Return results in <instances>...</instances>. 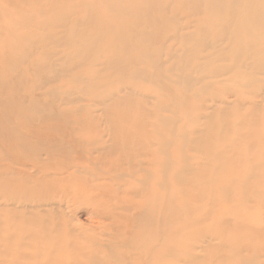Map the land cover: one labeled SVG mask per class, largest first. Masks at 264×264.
<instances>
[{
  "label": "bare ground",
  "instance_id": "obj_1",
  "mask_svg": "<svg viewBox=\"0 0 264 264\" xmlns=\"http://www.w3.org/2000/svg\"><path fill=\"white\" fill-rule=\"evenodd\" d=\"M61 2L65 5L61 9L76 11L70 12L75 17L55 10L42 13L51 29L27 49V58L31 61L46 48L40 63L36 55L39 67L68 65L69 73L86 69L75 72L82 83L59 93L55 102L50 97L51 106L32 101L43 117L24 119L18 113L25 124L10 130L19 139L11 137L16 140L8 147L16 153L9 155L19 165L29 161L38 177L32 188L22 191V186L16 195L35 203L34 210L44 208V214L62 209L64 199L83 204L92 215L110 222L108 230L125 234L128 244L133 238L140 246L138 257L132 259L137 264H247L264 259V222L243 213L248 202L251 206L264 200V0ZM36 5L44 4L39 0ZM41 15L33 12L29 21ZM19 31L23 36L29 29ZM70 34L77 38L66 42ZM17 54L13 56L21 58ZM27 77L16 81L23 84ZM36 85L28 91L30 97ZM6 90L1 89V95L17 101L13 104L23 103L19 89L13 95V90ZM74 104L82 106V113L69 110L71 116H64L63 106ZM12 107L5 106L6 111ZM216 120L220 133L211 130ZM207 130L210 136L203 135ZM233 133L235 139L221 147L222 135ZM254 149L262 154L252 159L248 151ZM198 153L202 157L195 156ZM5 167L10 170L0 168ZM246 198L251 205L244 203ZM253 208L257 209L253 215L259 214L260 206ZM52 222V229L43 222L42 233L49 231L46 237L56 227L61 229ZM105 245L101 242L105 252L113 250ZM60 259L72 262L78 257ZM89 259L95 264L116 260L100 250ZM126 261L119 263L129 264Z\"/></svg>",
  "mask_w": 264,
  "mask_h": 264
},
{
  "label": "rangeland",
  "instance_id": "obj_2",
  "mask_svg": "<svg viewBox=\"0 0 264 264\" xmlns=\"http://www.w3.org/2000/svg\"><path fill=\"white\" fill-rule=\"evenodd\" d=\"M1 1H0L1 2L0 3V13L3 11V15L1 13L0 17L3 16L2 17V19H3L4 13H7V14H5L6 16L3 20H1V18H0V38H2L1 35H3V33H6V35L4 34L3 38L0 39L1 40L0 41V51H1L0 52V72H1L0 73V95H1V89H2V91H3V89L6 90V87H7V90L9 89V91H8L9 93H10V90L14 91V92L11 91V93H10L11 95H13L14 93L16 94L17 90L19 89L17 94L19 96H20V93H21V95L23 94L22 97H20V98L21 99L24 98V100H23V103L20 101L17 104H15L17 101H15L14 99L9 101L6 98V94H4L3 92H2L3 94L0 96V100L3 103V104L1 103L0 114L3 115L1 117L2 118L4 117V120L6 119L4 121V120H1V118H0V121H1L0 122V129L3 130L2 132L0 131V138H1L0 139V167L1 166L2 167H4V166L10 167V170L8 169V167L7 168L5 167L4 169L0 168V170H1L0 171V264H95V263H90L89 257H90V254L92 252H95L96 250L97 251L100 250L101 252L103 251L105 253V255L107 254L110 257L116 259L115 261H112L110 263L108 262L109 264H121L119 262H122L124 258L127 260L125 263L137 264L136 261L138 262V260L132 261V259L134 260L135 259L134 257L136 255L138 257V253H140V251H139L140 246L135 243L133 238L130 239V242L132 245H130V243L128 244L126 241V237L124 236L125 234L120 233L119 231L113 230V229L108 230V228H109L108 225L110 222H105L104 220H101L99 217H96L97 215H92L90 210L86 206H84L83 204L74 201L72 198H69L67 200L64 199L62 209L57 210V211H52L48 214H44L46 212V211L43 212L44 208H42V209L37 208L38 210L37 209L34 210L33 207H36L35 203H27L28 201L26 202L25 198H20V193H19V195H16V194H18L19 191H21L20 188H22V186H25L24 187L25 189L22 188L23 189L22 191L28 190V188H32L34 186L33 182L38 177V174L34 170V168L30 169L33 166L29 163V161L24 162L21 165H19L17 163H13V160L11 158L12 154L9 155V153L14 152L15 149L14 148L10 149L8 147V145L13 144L16 140V139H14V140L12 139V138H15L14 136H16L15 132H12L10 130L15 128L16 125L20 126V125L25 124V121L20 120L21 116H17L18 113L21 114L22 116H24V119H27V117L31 118V116H32V118L43 117V115H41L42 114L41 112L38 111L39 113H37V109L34 110L35 108H32V104L34 101H39V103H41L43 106L49 107V105L51 106V103L53 101L54 102L56 101V97L59 95V93L72 90L76 85H79L80 83H82V80L75 78V75L78 73L79 69L74 70L70 73H69L70 70L69 71L65 70L66 68H69L68 65L64 66L63 69H60V67H58V66L53 67L54 72H53V68L52 69L51 68L43 69L42 67H39L40 61L43 60V58H44L46 48L44 50L41 49L42 51L39 50V52L32 57L34 59V61L32 58H31V61H30V59L27 58V56H28V50L27 49H29V47L32 45L33 42L40 40L42 37H46V35L49 34V29H51V25H48L50 22L45 17H43V14L46 12H51V11L55 10L58 12L61 11L63 14H68L70 16L72 14L70 12H76L75 10L61 9L63 6H65L61 2V0H42L44 5H36L39 0H23V1L20 0V3H19V0L18 1L17 0H10V3L13 5L12 7H11L9 2L7 3V1H9V0H1ZM6 3L9 4L8 6L10 7V9H7L8 7H7ZM13 3H15V5ZM17 6L20 9L16 8ZM29 7H30V9H29ZM10 11L13 14H11ZM33 12L38 14V15H41L43 13L41 15L42 17L38 16L40 19H38L35 22L29 21V18L33 15ZM71 16H74V15H71ZM75 19L76 18H72V20H75ZM11 24H12V26H11ZM31 28L33 29L34 32L38 31V33L37 32L36 33L31 32L32 31ZM21 29L24 30V32L26 31V29H29V31L30 30L31 31L30 32L26 31L22 36L20 33H22L23 31H19ZM52 29L55 30L57 28H52ZM39 30H40V32H39ZM57 30H56L57 32L52 31V33L53 32L59 33L61 31H63L62 29H57ZM45 32H48V33L45 34ZM33 33L36 34V36ZM10 36H11V38H9ZM12 36H13V38H12ZM35 37H37L38 39H36ZM67 37L68 38H66V42L67 41L70 42V41H72V39L77 38L76 36H72L71 34L68 35ZM8 38H9V40L10 39L11 40L10 41L8 40L6 42L5 39L7 40ZM4 42L7 44L9 43L8 44L9 46L6 44L7 46L5 47ZM11 42L14 43V46ZM43 43L45 45H50L46 41H44ZM12 47H13V49H12ZM18 48L20 49V51L18 50ZM23 48H24V50H23ZM16 49L20 52L18 54H19V56H21V58L23 57L22 59L20 57H16V56L14 57L13 56V55H15V53L17 54V52H15V51H17ZM11 50H13V51H11ZM23 51H24V53L26 52L27 54L25 55L23 53ZM60 51H62V50H60ZM41 52H43L44 54L42 55ZM18 54H17V56H18ZM38 54L39 55L41 54L42 58ZM68 54H69V52L65 53L66 56ZM1 55H2V57H1ZM23 55H25L26 58ZM36 55L38 56V58H40V60L36 57ZM57 57H59V56H57ZM13 59H15V60H13ZM37 59H38L39 63L37 62ZM20 60H21V63H20ZM7 62H9V63L11 62L10 65L11 64L12 65L9 66V64ZM12 62L14 64L17 63L16 65H18V66L14 65ZM34 62H35V64H34ZM27 63H29L28 67L22 66V65L27 66ZM171 63H172V61H171ZM31 64L34 66H31ZM2 65H3V68L1 67ZM13 65L15 67H12ZM7 66H8V68H7ZM176 67H177V64L173 68H176ZM12 68L14 70H12ZM16 68H18L20 71ZM7 69H9L12 72H10ZM83 69H86V68H80L81 71H79V73L83 72ZM25 70H27V73H31V74L30 75L27 74L25 72ZM48 71H50V72H48ZM52 72H53V75H51ZM59 72H60V74H59ZM75 72H77V73H75ZM5 73H7V75ZM40 73H44V74L46 73V74L44 76V74L40 75ZM9 75H11V78ZM15 76L17 79L15 78ZM18 76L21 78L27 77V76H29V77H27L26 80L22 82L23 84H20V83H17V81H16L19 78ZM40 77H41L42 82H40ZM33 78H35V80ZM73 78H75V79H73ZM44 79L46 82L44 81ZM24 82H26L27 84H24ZM39 82H40V84H39ZM61 82H63V83H61ZM7 83L9 84V86ZM36 83H38V85H36ZM57 83H60L61 85H59ZM72 83H73V85H72ZM34 84L37 86V90L33 94V96H32L33 98H32L29 96L28 91L30 90V88L32 89L34 87ZM10 85H12V86L10 87ZM24 85H26V86H24ZM28 85H30L32 87H30ZM53 85H54V87H52ZM18 86L19 87L21 86L22 88L21 87L19 88ZM65 86H67L66 87L67 89H65ZM23 87H25V89H23ZM174 87L177 90L182 89V87L179 88L177 85H174ZM62 88L65 90L62 91L63 90ZM7 90H6V93H8ZM41 92H43V93H41ZM53 92H55L56 94ZM24 95L29 96V97L27 98ZM49 95H51V96H49ZM54 95H56V96L53 99ZM44 96H45V98L48 97L49 99L48 98H47V100L45 98L43 99L42 97H44ZM50 97L53 101L50 100ZM43 100L45 101V103L43 102ZM14 101H15V103L13 104ZM7 102L10 104H8ZM7 105H8V107L9 106L12 107L14 105V108L12 107L13 111L11 110L8 113L6 111V108H5V106L7 107ZM29 105H31V107ZM29 107H30V109H29ZM73 107L74 108L78 107V108L73 109ZM81 107L82 106L78 105V104H74L71 106H63V108L65 109V115L64 116H67V117L71 116V112L69 110L76 111V113L81 114L82 113ZM246 107H249V106H246ZM211 108H214L213 111L216 110V106H212ZM31 110H32V112H31ZM13 112H15L14 116L16 118L13 116V114H14ZM183 112H186V110H183ZM36 113H37V115H36ZM96 113H97V115L98 114L100 115L101 111L97 110ZM26 114H27V116H26ZM29 114H30V116H29ZM38 115H40V116H38ZM9 116H13V117H9ZM79 117H77V119L81 120L82 116H79ZM17 120H20V121H17ZM8 121H9V123L10 122H13V123L9 124ZM53 124L56 125L55 123H53ZM214 124H215V127L213 126L212 127L213 129H211V130L213 131V133H216V132L220 133L218 128H219L221 123L218 120H216V121H214ZM4 127H6V129L9 127L8 128L9 130L6 131V129ZM4 131H6V132H4ZM8 132H9L10 136H7ZM209 132L210 131L207 130L203 133V135H205V136L209 135ZM84 135H86L85 132L80 133V136H84ZM17 136H18V134H17ZM222 136L225 139V142H224L225 145L221 146V147H225L226 145H228L229 140L235 139L236 134H234V133L232 135L231 134L230 135L224 134ZM17 139H19V137H17ZM7 140H10V141H7ZM3 142H4V144L2 146ZM6 150H8V151H6ZM257 150L258 149H254L250 152L248 151V156L250 158H252V157L256 158V155H261L262 152H260L258 150V152H259L258 153V152H256ZM14 153H16V152H14ZM195 156L202 157L201 153L195 154ZM8 158H10V160ZM12 163H13V165H12ZM12 166H17V167H12ZM25 167H26V169H25ZM3 171H6V172H3ZM15 172L18 174L16 175ZM224 176L226 177V175H224ZM12 184H13V186H12ZM10 186H12L13 189H11L12 187L10 188ZM9 190H10V192H9ZM14 195H15V197H14ZM247 201H250V205H251V199L246 198L244 200V203H247ZM258 203L254 202L253 205L249 206V202H248L247 203L248 206L246 204L244 205L245 210L243 213H244V216L245 217L247 216L249 219H257V220L261 219L264 222V216H263L264 215V207H263V209H261L262 203H263L262 206H264V200H261V202H260L261 205H259ZM24 204H27V205H24ZM257 204H258V207L260 206V208L258 210L259 212L257 211V213H259V214L255 213V215H253V212H255L257 210V209L254 210V208H258L256 206ZM250 208H251L252 213H250V212L248 213ZM252 208L254 211H252ZM260 209H261V211H260ZM245 211H246V213H245ZM49 214H51V215H49ZM47 216H49V217L51 216V217L48 218ZM52 221L60 224L61 229L58 227L59 228V230H58L56 227L55 230H52L53 232L51 231L52 233L50 232V236H48L49 237L48 238L45 236V234H48L49 231L45 230L42 233V230H43L44 223L49 225L50 229H52V226H51V224L53 223ZM62 225H63V227H62ZM44 227H46V225ZM104 227L107 228V230L103 229ZM76 228H77V230H76ZM155 228H156V226H154V228H153L154 231L157 229V228L156 229ZM65 229H67L68 231L70 230V231L66 232ZM46 231H47V233H46ZM70 232H72V233H70ZM76 235H80L82 239L78 240V241H72L71 237H74ZM92 236H93V238L95 237L94 239H96V242L98 241L97 243H98V245L100 244L99 245L100 248L95 246L97 243L92 239ZM109 240H112V241L110 242ZM101 242H102V245L108 244L105 246L109 247V248L112 247L113 250L112 251L107 250V252H105L106 249H105V247L101 246ZM137 243L140 244L139 241ZM151 245L153 246V244H151ZM159 245H156V247L157 246L160 247ZM152 246H150V247H152ZM235 248H236V245L234 244V246L232 247L231 250H234ZM78 250L80 253L77 255ZM69 254H73V257H75V258L78 257V259L75 261H72V262H70L69 260L65 262L62 259H60V257L64 258L65 256H68ZM133 255H135V256L133 257ZM121 256H123V257L121 258ZM129 256H131V257H129ZM261 261H264V259H260V260L251 259V260L247 261V264H248V262L249 263L252 262L251 264H261L262 263ZM215 264H219V263H215Z\"/></svg>",
  "mask_w": 264,
  "mask_h": 264
}]
</instances>
